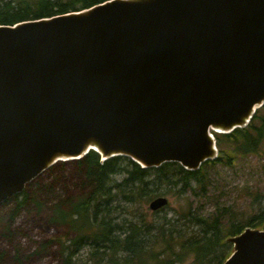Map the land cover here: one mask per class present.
I'll return each mask as SVG.
<instances>
[{
	"label": "water",
	"instance_id": "95a60500",
	"mask_svg": "<svg viewBox=\"0 0 264 264\" xmlns=\"http://www.w3.org/2000/svg\"><path fill=\"white\" fill-rule=\"evenodd\" d=\"M263 105L264 0H106L0 24V204L91 150L197 170L214 132ZM227 241L222 264H264V228Z\"/></svg>",
	"mask_w": 264,
	"mask_h": 264
},
{
	"label": "trees",
	"instance_id": "16d2710c",
	"mask_svg": "<svg viewBox=\"0 0 264 264\" xmlns=\"http://www.w3.org/2000/svg\"><path fill=\"white\" fill-rule=\"evenodd\" d=\"M103 1L0 0V24L81 10ZM214 134L220 153L197 170L177 161L146 168L122 155L102 160L94 150L80 159L58 161L0 204V238L12 244L23 229L15 226L18 218L42 213L72 234L54 241L59 247L57 264H222L233 252L229 237L246 227L264 228V195H258L262 198L258 211L242 219L225 205L206 214L191 201L172 216L161 214L166 207L172 209L170 202L158 210L143 209L158 196L186 198L192 193L207 198L211 168L261 151L264 105L246 127ZM72 165L74 177L67 169ZM57 171L64 175H55ZM46 247L34 256L41 257ZM86 248L81 261L78 255ZM28 258L20 249L14 254L0 250V264H25Z\"/></svg>",
	"mask_w": 264,
	"mask_h": 264
},
{
	"label": "rangeland",
	"instance_id": "374dc122",
	"mask_svg": "<svg viewBox=\"0 0 264 264\" xmlns=\"http://www.w3.org/2000/svg\"><path fill=\"white\" fill-rule=\"evenodd\" d=\"M219 153L218 150L217 156ZM68 161L73 160L69 159ZM73 168L72 165L67 169L74 177L76 173ZM68 171L66 170L64 173ZM55 175L64 174L62 171H57ZM210 175L211 184L207 198L192 193L188 194L186 198L167 195L172 209L166 207V211H162L161 214L167 212L169 216H172L175 214L176 208L181 205L185 206L188 201H191L196 209H200L206 214L214 211L216 205L229 207L241 219L257 212L262 200L258 195H264V146L257 154L239 156L231 165L224 164L211 168ZM148 208V205L143 206L146 211L149 210ZM15 226L23 227L21 235L12 244L4 238H0V250L5 249L14 254L20 249L24 257L29 256V260L25 261V264H57L59 247L54 244V241H57L58 238L68 239L72 236V234L67 235L65 228L51 224L47 220L46 214L42 213L22 214L15 222ZM44 245L47 247L42 250V256H34L36 250L38 251ZM87 250L86 248L80 251L79 260L82 261V258L86 257Z\"/></svg>",
	"mask_w": 264,
	"mask_h": 264
},
{
	"label": "bare ground",
	"instance_id": "6f19581e",
	"mask_svg": "<svg viewBox=\"0 0 264 264\" xmlns=\"http://www.w3.org/2000/svg\"><path fill=\"white\" fill-rule=\"evenodd\" d=\"M74 159H75V158H74ZM72 160H73V159H72ZM58 161H61V160L59 159ZM58 161H57V162H58ZM54 164H55V163H54ZM45 171H46V170H45Z\"/></svg>",
	"mask_w": 264,
	"mask_h": 264
}]
</instances>
